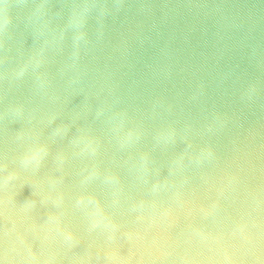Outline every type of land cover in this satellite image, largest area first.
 Masks as SVG:
<instances>
[{"label": "water", "instance_id": "obj_1", "mask_svg": "<svg viewBox=\"0 0 264 264\" xmlns=\"http://www.w3.org/2000/svg\"><path fill=\"white\" fill-rule=\"evenodd\" d=\"M0 13V264H264V0Z\"/></svg>", "mask_w": 264, "mask_h": 264}, {"label": "snow or ice", "instance_id": "obj_2", "mask_svg": "<svg viewBox=\"0 0 264 264\" xmlns=\"http://www.w3.org/2000/svg\"><path fill=\"white\" fill-rule=\"evenodd\" d=\"M0 16H2V13H0Z\"/></svg>", "mask_w": 264, "mask_h": 264}]
</instances>
